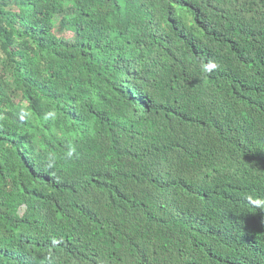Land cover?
<instances>
[{
	"label": "trees",
	"instance_id": "obj_1",
	"mask_svg": "<svg viewBox=\"0 0 264 264\" xmlns=\"http://www.w3.org/2000/svg\"><path fill=\"white\" fill-rule=\"evenodd\" d=\"M262 63L264 0H0V264H264Z\"/></svg>",
	"mask_w": 264,
	"mask_h": 264
},
{
	"label": "clouds",
	"instance_id": "obj_2",
	"mask_svg": "<svg viewBox=\"0 0 264 264\" xmlns=\"http://www.w3.org/2000/svg\"><path fill=\"white\" fill-rule=\"evenodd\" d=\"M262 66L264 67L263 63ZM215 67L216 65L211 61L203 65L204 71H208V72H210ZM260 106L264 108L263 100L260 101ZM69 155H71V153H69ZM248 200L256 208L264 209V198H253V196L249 195ZM253 239H256L257 242H259L261 245H264V223L259 224V227L257 228V234L253 237Z\"/></svg>",
	"mask_w": 264,
	"mask_h": 264
}]
</instances>
